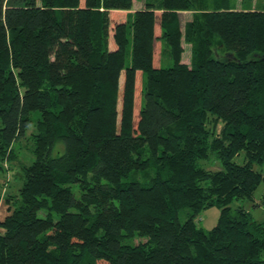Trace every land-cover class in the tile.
Segmentation results:
<instances>
[{
    "label": "trees",
    "instance_id": "obj_1",
    "mask_svg": "<svg viewBox=\"0 0 264 264\" xmlns=\"http://www.w3.org/2000/svg\"><path fill=\"white\" fill-rule=\"evenodd\" d=\"M133 1L0 0V264H264V0Z\"/></svg>",
    "mask_w": 264,
    "mask_h": 264
},
{
    "label": "rangeland",
    "instance_id": "obj_2",
    "mask_svg": "<svg viewBox=\"0 0 264 264\" xmlns=\"http://www.w3.org/2000/svg\"><path fill=\"white\" fill-rule=\"evenodd\" d=\"M231 3L235 5L236 10L241 9H255L256 6H260L263 4L262 0H231ZM143 8V1L142 0H134L132 11H137L139 9ZM195 12L194 11H183L180 12V20H181V29L182 33L185 32V27L190 24L194 18ZM129 21H132V17H129ZM130 38V36H129ZM183 47V54L181 62L189 65L191 62L192 57V43L188 41H183L182 43ZM160 47L159 43H157V50L156 53L159 54ZM125 64L127 66L130 65V54L125 59ZM36 116H38L37 113H35ZM33 132V129H29L25 135L24 138H22L20 141L15 143V146L13 148L15 159L12 160H4L2 162V166L4 168V172H1V178L0 183L2 184L0 188V196H1V202H0V221L4 219V217L7 214V204L3 201L5 200L6 194H10L12 196H16L17 189L21 185V173L19 171L20 165L24 164L27 165L34 161V142L32 139H30V136ZM237 161L240 162V158L237 159ZM199 165L203 168H206L208 170H217L219 168V164L217 163L216 159L209 158L206 161H201ZM132 179L130 176L129 178L125 179L124 182L129 181ZM264 189L263 185L260 184L254 191L253 197L250 200H244L240 202H233L231 204V207L234 208L237 205H241L246 209L250 217L259 223L264 224V207H259L258 204L260 203V200L263 196ZM74 194H77V191H74ZM77 196V195H76ZM220 213V209L216 206L208 208L204 211H202L196 218V225L198 228H201L203 231H208L211 228H213L218 220ZM0 232H2L0 230ZM140 242H144V240H135V244H138Z\"/></svg>",
    "mask_w": 264,
    "mask_h": 264
}]
</instances>
